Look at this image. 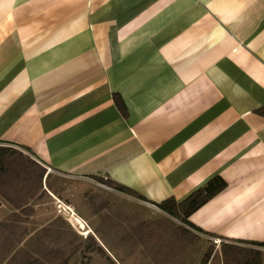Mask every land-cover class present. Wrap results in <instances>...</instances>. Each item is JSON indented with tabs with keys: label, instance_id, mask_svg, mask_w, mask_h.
I'll use <instances>...</instances> for the list:
<instances>
[{
	"label": "crops",
	"instance_id": "obj_1",
	"mask_svg": "<svg viewBox=\"0 0 264 264\" xmlns=\"http://www.w3.org/2000/svg\"><path fill=\"white\" fill-rule=\"evenodd\" d=\"M0 145L44 169L32 184L12 171L0 225L27 227L56 196L72 213L78 197L88 216L73 214L90 222L91 182L154 205L219 177L187 220L212 255L221 243L256 248L264 0H0Z\"/></svg>",
	"mask_w": 264,
	"mask_h": 264
},
{
	"label": "rangeland",
	"instance_id": "obj_2",
	"mask_svg": "<svg viewBox=\"0 0 264 264\" xmlns=\"http://www.w3.org/2000/svg\"><path fill=\"white\" fill-rule=\"evenodd\" d=\"M15 150L17 151L15 160L2 176L3 187L14 179L12 171L16 170L18 173L15 172V180L20 177L27 180V184H32L36 174L38 176V173L44 171L40 167L34 168L27 162L23 163L20 156L25 153L17 148ZM24 165L28 166L25 171L22 170ZM90 184L91 186L83 187L81 193L88 191L92 194L95 203L91 205V209L99 213L97 216L89 222L84 218L82 221L75 215L88 216L78 197L75 199L72 197L77 194L75 192L70 198H73L78 211H81L74 210L75 214L66 209L62 198L50 197L47 203L40 205L41 209L36 206L35 212L31 210L27 227L26 224L19 226L17 222L15 224L7 222V225L4 224L1 228L0 264H154L152 255L144 250L141 242H138L134 230L136 232L135 226L141 221L154 220L166 215L156 206L133 196H119L115 185L107 184L106 181ZM16 197L11 196L15 202ZM104 207L108 209L101 210ZM43 219L49 221L52 219L51 226L37 225ZM137 229L140 230L139 227ZM27 231L31 232L30 236L23 235ZM89 235L94 236L95 244L93 249L88 250L86 247L89 246V242L86 237ZM29 237L31 238L28 239ZM21 239H24L23 242ZM97 244L102 249L98 248Z\"/></svg>",
	"mask_w": 264,
	"mask_h": 264
},
{
	"label": "trees",
	"instance_id": "obj_3",
	"mask_svg": "<svg viewBox=\"0 0 264 264\" xmlns=\"http://www.w3.org/2000/svg\"><path fill=\"white\" fill-rule=\"evenodd\" d=\"M16 154L15 148L0 145V188L4 184L2 176L10 169ZM224 186L225 182L221 178L213 177L182 200L169 198L154 204L166 216L161 215L160 218L136 224V238L143 244L144 250L152 255L154 264H207L211 256L210 264H264V242L250 244L256 245V248L221 243L220 254L212 255L213 244L207 245L209 240L201 238L199 234L202 230L187 220L191 212ZM117 189L124 190L121 186H117ZM174 220L178 222L175 223ZM3 226L4 224L0 225V230ZM30 233L27 231L23 235L30 236ZM86 240L90 243L86 249H93L94 236L89 235ZM97 247L100 248L98 244Z\"/></svg>",
	"mask_w": 264,
	"mask_h": 264
}]
</instances>
